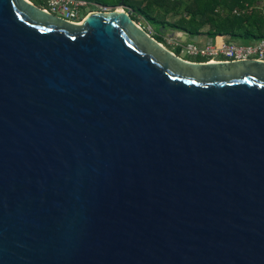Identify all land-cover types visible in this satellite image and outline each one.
I'll list each match as a JSON object with an SVG mask.
<instances>
[{"label":"water","instance_id":"water-1","mask_svg":"<svg viewBox=\"0 0 264 264\" xmlns=\"http://www.w3.org/2000/svg\"><path fill=\"white\" fill-rule=\"evenodd\" d=\"M125 1L0 0V264H264V61L185 60Z\"/></svg>","mask_w":264,"mask_h":264},{"label":"trees","instance_id":"trees-1","mask_svg":"<svg viewBox=\"0 0 264 264\" xmlns=\"http://www.w3.org/2000/svg\"><path fill=\"white\" fill-rule=\"evenodd\" d=\"M87 1L104 8L122 0ZM33 2L44 6L42 0ZM125 4L136 22L156 27L158 41L167 32H182L190 39L223 37L240 45L264 40V0H126Z\"/></svg>","mask_w":264,"mask_h":264},{"label":"built area","instance_id":"built-area-1","mask_svg":"<svg viewBox=\"0 0 264 264\" xmlns=\"http://www.w3.org/2000/svg\"><path fill=\"white\" fill-rule=\"evenodd\" d=\"M43 9L48 13L61 17L73 23H81L88 15L90 4L87 0H42ZM86 12V13H84ZM131 12V11H130ZM147 32L155 37L157 33L152 26L148 25ZM182 32H173L162 35V41H159L164 47L175 53L170 47L177 50L186 51L188 55L195 58H201V62H236L256 60L264 61V40L249 44L240 45L227 42L223 37H216L205 44L183 41Z\"/></svg>","mask_w":264,"mask_h":264},{"label":"rangeland","instance_id":"rangeland-1","mask_svg":"<svg viewBox=\"0 0 264 264\" xmlns=\"http://www.w3.org/2000/svg\"><path fill=\"white\" fill-rule=\"evenodd\" d=\"M33 1L36 2L37 0H33ZM100 9H105V7H104V8H97V7H92V6H90V7L88 8V11H89L88 14H89L90 12H93V11H96V10H100ZM84 13H86V12H84ZM140 24H141L145 29L149 27V26H148L149 24L146 23V22L143 21V20L140 21ZM153 29L156 30V27L153 26ZM169 33H170V32H167V34H169ZM197 40H198V43H199V44H205V43L208 42L209 39L204 38V37H199ZM187 42H190V40L187 41ZM170 49H172L175 53H177L180 57H182V58L185 59V60H190V61H195V62H198V61H201V60H202L201 58L191 57L190 55H188V54L186 53V51H184L185 49H183V50H177V49L172 48V47H170Z\"/></svg>","mask_w":264,"mask_h":264},{"label":"crops","instance_id":"crops-1","mask_svg":"<svg viewBox=\"0 0 264 264\" xmlns=\"http://www.w3.org/2000/svg\"><path fill=\"white\" fill-rule=\"evenodd\" d=\"M211 41V40H208V42Z\"/></svg>","mask_w":264,"mask_h":264}]
</instances>
